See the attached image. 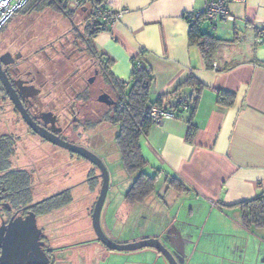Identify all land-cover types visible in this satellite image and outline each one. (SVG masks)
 <instances>
[{
	"label": "crops",
	"instance_id": "crops-1",
	"mask_svg": "<svg viewBox=\"0 0 264 264\" xmlns=\"http://www.w3.org/2000/svg\"><path fill=\"white\" fill-rule=\"evenodd\" d=\"M203 6L204 0H107L119 17L92 41L97 54L109 59L113 77L128 90L136 61L153 75L151 100L161 96V105L175 108L180 99L198 94L193 106H177L175 117L152 122L139 139L149 172L158 170L156 182L164 180V198L154 189L142 201L129 203L124 194L117 221L129 224L130 234H109L119 243L158 237L172 250L171 240L182 238L184 264H264V227L246 228L238 206L264 190V47L256 41L264 27V0L230 3L234 22L217 21L214 29L201 23L202 30L223 40L212 68L189 42L185 19V13ZM79 11L84 17L89 8L78 7L75 13ZM191 75L200 88L186 82ZM218 90L233 91V103H218ZM190 116L197 127L192 140L186 137ZM121 167L131 175L126 193L133 176L122 162ZM173 176L182 181V189L168 182ZM167 202L174 205L173 215ZM145 207L155 218L154 227L147 223L136 235L130 228ZM90 230L70 240L81 243L76 247L48 244L54 252L66 250V258L60 256L64 261L55 262L53 252L50 264H103L111 258L108 264H168L153 248L109 250ZM77 255L80 260L72 258Z\"/></svg>",
	"mask_w": 264,
	"mask_h": 264
},
{
	"label": "rangeland",
	"instance_id": "rangeland-1",
	"mask_svg": "<svg viewBox=\"0 0 264 264\" xmlns=\"http://www.w3.org/2000/svg\"><path fill=\"white\" fill-rule=\"evenodd\" d=\"M83 15L84 13L79 11L73 17L79 27H81L80 20L86 16L83 17ZM69 23L70 21L65 18L63 13L51 9L30 14L15 12L0 29V43H6V45L14 43L13 49L15 45L21 46L24 54L27 55L33 49V46L37 47L39 45L35 40L39 41V43L55 41L62 36L60 35L61 33L63 34L68 30ZM71 39L74 44L76 39L72 38V36L69 40L71 41ZM28 42L32 45L28 46ZM67 45L69 46L70 44L68 43ZM48 54L51 55L49 52ZM69 56L68 59L63 61L57 56H52L49 60L51 62L47 64L45 72L50 74V77L54 75L52 78L56 81L48 82L43 91L53 90L54 88L63 90L70 84L69 81L80 83L81 79L76 81L77 75H79L82 68L92 61L93 57L89 53L78 56L75 52H72ZM56 102L57 106L62 103L61 94L56 99ZM117 133L118 126H108L102 137L104 143L101 140H96V145L92 148L96 150L95 154L103 160L109 171V189L100 214L101 227L108 234L112 232L111 234L116 236V234L122 233L123 237H125V235L130 234L129 224L126 226L120 225L117 221V216L119 215L118 205L121 203L126 191L125 181L131 175L121 170V156L114 140ZM1 134H14L17 136V150L11 163L13 168L25 166V169L27 168L31 173L33 201L41 200L62 189L70 188L71 202L51 212L37 213V224L41 228L47 243L49 245L62 246L61 249L71 246L76 247L75 245L81 244L72 243L70 240L81 238L88 233V229H92L91 214L102 183L98 168L83 157L71 158L67 150L49 146L50 144L40 142L39 138L27 135L24 132L20 117L13 112V106L6 99L2 101L0 98ZM88 175H90L89 181L86 180ZM132 176L133 182L136 174L132 173ZM163 183L164 180L161 178L157 180L155 185V195L161 196V198H164ZM167 204L169 203L167 202ZM168 207V211L172 214L175 211L174 205L170 203ZM150 211V209L145 207L141 217H138V222L133 224L130 231L135 230L136 235L142 234L140 232H144L146 224L151 225L155 220ZM149 227L152 228L154 225ZM90 231H93V229ZM83 244H86V242ZM78 254L80 255V253ZM79 255L72 258L80 260ZM60 256H65L66 258V250L54 252L55 262L58 259L64 261ZM111 260L112 258L107 259L103 264H108ZM117 263L122 264V260Z\"/></svg>",
	"mask_w": 264,
	"mask_h": 264
},
{
	"label": "trees",
	"instance_id": "trees-1",
	"mask_svg": "<svg viewBox=\"0 0 264 264\" xmlns=\"http://www.w3.org/2000/svg\"><path fill=\"white\" fill-rule=\"evenodd\" d=\"M93 4H103L107 7V0H79L75 8L65 7L64 0H27L16 12L30 14L32 12H41L51 9L63 13L65 16L73 17L78 7L87 6L88 13L84 17V24L87 36V46L92 55L97 54L93 44V37L101 31L109 30L110 25L94 17ZM185 19L190 24L189 42L199 47L205 66L212 68L215 55L223 40L214 36L200 27L203 20L192 21L188 13H185ZM235 21V20H234ZM233 21V22H234ZM262 28L259 29V31ZM258 36V33H257ZM256 36V38H257ZM102 57V56H101ZM105 74L112 82L125 91V102L122 107L116 108L107 116V120L118 126V133L114 140L121 156V162L128 173L136 174L130 188L125 193V200L129 203L142 201L155 189V182L158 177V170L149 172L148 163L144 158L139 139L149 129L152 121L149 116V109L154 104H162V97L156 100L149 98V88L153 81V75L150 69L139 62V66L134 68L128 90L124 83L113 77L109 70L110 61L108 58L101 59ZM189 84L201 87V83L192 75L186 80ZM196 88L197 90H199ZM198 94L192 99L196 100ZM191 96V95H189ZM235 99L233 91L218 90L217 101L222 105H230ZM181 106V102L175 104ZM175 106V109L177 108ZM188 107V106H187ZM194 109L192 108V111ZM196 125L192 122L191 116L188 118L187 139L192 140L196 133ZM17 150V137L13 134L0 135V202H6L12 210H25L26 206L31 205L32 210L37 213H46L67 205L72 200L70 188L45 197L40 201L33 203L32 200V175L25 169V166L13 168L11 160ZM147 169V170H146ZM146 170V171H145ZM170 184L177 189H182L183 183L180 179L173 176L168 179ZM241 209V222L249 229L264 227V190L259 194L243 200L238 203ZM5 210V209H4ZM7 212H9L7 210Z\"/></svg>",
	"mask_w": 264,
	"mask_h": 264
},
{
	"label": "flooded vegetation",
	"instance_id": "flooded-vegetation-1",
	"mask_svg": "<svg viewBox=\"0 0 264 264\" xmlns=\"http://www.w3.org/2000/svg\"><path fill=\"white\" fill-rule=\"evenodd\" d=\"M64 3L65 7H69L68 0H64ZM73 17L65 16L70 21L69 28L65 33H61L60 35L62 36L55 41L39 43V41L37 42L33 38L39 45L37 47L33 46V49L27 55L24 54L21 46L15 45L13 49L14 43L7 45L6 43H0V64L17 92L23 107L37 125L64 141L83 146L96 153V150H93L92 147L96 145V140H101L104 143L102 139L104 132L108 126L111 127L113 125L107 120V116L112 115L111 112L116 108L118 109L123 106L125 102V91L117 87L105 74L103 61L101 60L104 57L90 53L86 42L87 36L85 34L84 18L80 20L81 27H79L75 20H73ZM71 36L76 39V42H74L75 45L72 43V39L71 41L69 40ZM15 40L16 38L14 42ZM68 43L70 44L69 46L67 45ZM30 45L32 44L28 42V46ZM48 52L52 56L60 57L62 61L68 59L72 52H75L78 56L89 53L93 58L86 67L82 68L79 75H77L76 81L81 79L80 83L69 81L70 84L63 90L54 88L53 90L43 91L48 82L52 83L56 81L52 78L54 75L50 77V74H46L45 72V68L51 62L49 60L52 58ZM0 91L2 93L0 98L2 101L6 99L13 106V112L17 113L20 117L24 132L27 135L39 138L40 142L50 144L49 146L63 148L41 137L25 122L20 112L9 99L7 91L1 82ZM60 94L62 103L57 106L56 99ZM102 94H107L112 104L108 105L103 102L101 100ZM105 124L107 126L106 128ZM14 136L17 137L16 135ZM63 149L70 153L71 158L82 157L66 148ZM86 180H90V175H88ZM35 202L37 201H33V203ZM5 203L0 202V224L2 220L7 222L15 212H17L16 215H25L28 210H32L31 207L25 208V210L8 209L4 205ZM41 239L44 241L45 247L48 248V243L43 234ZM53 252L54 249L48 252L50 260L53 259Z\"/></svg>",
	"mask_w": 264,
	"mask_h": 264
},
{
	"label": "water",
	"instance_id": "water-1",
	"mask_svg": "<svg viewBox=\"0 0 264 264\" xmlns=\"http://www.w3.org/2000/svg\"><path fill=\"white\" fill-rule=\"evenodd\" d=\"M0 82L5 87L14 107L35 132L51 143L77 153L98 168L102 183L91 214L92 229L97 241L107 249L114 251H134L142 248H153L163 256L168 264L185 263L184 241L182 238L171 240L170 245L173 247L172 250L170 246H167L158 237L154 236L125 243H119L109 237L103 231L100 224L101 210L109 189V171L103 160L89 149L64 141L37 125L23 107L17 92L6 76L1 64ZM101 100L108 105L112 104L107 94H102ZM4 205L8 209H11L9 204L5 203ZM28 207H31V205L26 208ZM16 214L17 212L13 213L7 222L2 220L0 224V264H50L51 260L48 252L51 251V248H46L44 241L41 239L43 233L37 224L36 214L32 210H28L25 215Z\"/></svg>",
	"mask_w": 264,
	"mask_h": 264
},
{
	"label": "built area",
	"instance_id": "built-area-1",
	"mask_svg": "<svg viewBox=\"0 0 264 264\" xmlns=\"http://www.w3.org/2000/svg\"><path fill=\"white\" fill-rule=\"evenodd\" d=\"M27 0H0V27L20 8ZM79 0H68L69 7L75 8ZM244 0H204V6L199 11H190L188 16L192 21L203 20L209 23L212 29L215 28L217 21L230 20L234 21V16L229 11V4L232 2H241ZM93 15L99 20H103L111 25L118 17L103 4H93ZM258 44L264 47V27L258 31L256 38ZM139 66L136 62L135 67ZM195 95L187 96L180 99L181 106L187 108L192 102ZM149 116L152 122H160L164 119L175 117V108L169 105L154 104L149 109Z\"/></svg>",
	"mask_w": 264,
	"mask_h": 264
}]
</instances>
